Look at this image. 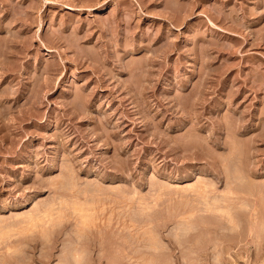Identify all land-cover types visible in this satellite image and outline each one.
<instances>
[{"label":"rangeland","instance_id":"rangeland-1","mask_svg":"<svg viewBox=\"0 0 264 264\" xmlns=\"http://www.w3.org/2000/svg\"><path fill=\"white\" fill-rule=\"evenodd\" d=\"M0 264H264V0H0Z\"/></svg>","mask_w":264,"mask_h":264},{"label":"bare ground","instance_id":"bare-ground-1","mask_svg":"<svg viewBox=\"0 0 264 264\" xmlns=\"http://www.w3.org/2000/svg\"><path fill=\"white\" fill-rule=\"evenodd\" d=\"M48 212V211H47Z\"/></svg>","mask_w":264,"mask_h":264}]
</instances>
